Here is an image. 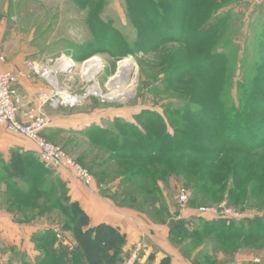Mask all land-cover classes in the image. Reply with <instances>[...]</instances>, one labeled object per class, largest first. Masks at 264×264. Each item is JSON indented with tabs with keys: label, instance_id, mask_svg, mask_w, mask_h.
Here are the masks:
<instances>
[{
	"label": "rangeland",
	"instance_id": "rangeland-1",
	"mask_svg": "<svg viewBox=\"0 0 264 264\" xmlns=\"http://www.w3.org/2000/svg\"><path fill=\"white\" fill-rule=\"evenodd\" d=\"M8 25L15 44L33 55L23 72L41 77L28 64L44 67L61 56L73 61L56 75V97L76 95L80 103L60 104L61 113L95 119L101 128L119 118L134 149L150 150L146 139L169 134V148L207 152L201 163L167 151L142 161L97 146L85 130L47 138L91 176L82 185L93 189L87 195L92 212L71 196L64 202H76L89 226L102 217L101 223L124 234L118 264H264V236L225 237L223 230L200 227L217 218L264 222V1L15 0ZM178 25L194 34L185 33L183 42L178 28H171L168 38L167 28ZM123 59L133 65L134 82L122 86L129 95L109 98V79ZM87 60L100 65L93 78L83 72ZM95 83L100 93H88ZM201 107L211 115L194 113ZM235 116L238 130L252 137L245 143L225 142L227 119ZM139 129L151 137L143 138ZM101 134L95 139L107 141ZM130 166L137 171L124 178ZM30 167L26 182L7 181L4 195L12 204L5 207L13 209L15 224L27 227L20 238L0 245V264H83L72 220L57 202L62 188L57 183L47 189L54 167L45 179L35 174L36 164ZM143 169L149 171L142 175ZM45 232L53 236L49 242L38 238ZM63 247L71 256H60Z\"/></svg>",
	"mask_w": 264,
	"mask_h": 264
},
{
	"label": "trees",
	"instance_id": "trees-1",
	"mask_svg": "<svg viewBox=\"0 0 264 264\" xmlns=\"http://www.w3.org/2000/svg\"><path fill=\"white\" fill-rule=\"evenodd\" d=\"M159 4V3H157ZM162 9V7H161ZM164 15V12H161ZM166 21V20H165ZM159 23V22H158ZM163 26V25H161ZM164 27V26H163ZM178 28V36H181V41H183L185 37V33L190 35L194 34L192 32L193 30H190L186 27V25L183 28H180V25L177 26H169L167 28V35L168 38H170V35L174 34L172 29ZM170 29L171 31H169ZM184 35V36H183ZM183 36V37H182ZM261 36H263L261 34ZM154 38V37H151ZM160 38L157 37V44H159ZM149 40V39H148ZM184 42V41H183ZM261 43H264V37L261 38ZM215 56H218L216 54ZM214 59V58H213ZM262 65H264V60ZM196 114L203 113L204 111L208 112V110H205V108L201 109H195ZM211 115V111L208 112V116ZM209 118V117H208ZM241 123L238 122L237 116H235L232 119H227V129H229V133L225 135L226 141L225 142H233V143H245V141L250 137V134L244 133V131H239L237 128V124ZM124 121H121L119 118H115L114 122L108 126L107 128H101L99 125L90 126L87 129H85V136L89 139L90 142L95 143L97 146H104L108 150L111 149L115 153L117 151L118 155H124L120 151H128L126 155L132 157L133 159H142L145 161H150L153 160L154 157L162 154H170L176 152L175 154L179 157L180 160L183 162H194L198 163L201 161H198V158H200L201 155L206 154L207 152H204V150H198L196 149L193 153H188L185 154L184 151L178 150L177 148H169V144L173 141L169 134H165L164 136L160 137L158 140H153V139H146L147 141V146H149V149L144 150L143 146L135 147L134 149V144L131 140L128 139V137L122 132L124 130ZM125 127H131L134 130L136 128L132 126H125ZM247 127V126H243ZM244 129V128H241ZM136 132H140V136L143 138L148 136L151 137L146 131L142 130L140 131L137 130ZM99 133L101 134V137L105 138V140H98L95 139V136L98 135ZM139 136V135H138ZM178 143H181L184 147L190 149V148H195L193 147L192 144L189 142L185 141H179ZM154 149V150H152ZM171 149V150H169ZM116 150V151H115ZM141 150V153L139 151ZM152 151H156L157 153H150ZM168 153H167V152ZM166 152V153H164ZM172 157V156H170ZM121 159H125V157H122ZM164 159V157L162 158ZM204 161V160H203ZM36 164L38 167V170L35 171V174H38L40 179H45L46 176H50L52 172V168L49 169L50 167L47 166L45 163H43L39 157L38 154L34 153H17V152H12V158L11 162L9 165L5 166L6 169L11 170V174L9 173V177H14L16 179H20L23 182L27 181V173L29 169H31L32 164ZM200 165V164H197ZM48 167V168H47ZM136 166H130L127 170L124 169V171H127L124 173V178H132L133 172L137 171L134 170ZM149 171L148 169H143L141 172L142 175L144 173H147ZM21 172L24 174V176L20 175ZM52 180H48L50 183L48 184L47 189H51L54 187L55 184L59 183L61 188H62V194L58 199V204L60 206V209L64 210L67 214L66 217L71 218L72 224L74 225L73 232H74V238L77 243V247L80 250L83 259V264H118L121 259L119 257L120 253L123 252V245L125 244V237L124 234H121L120 232L117 231V229L114 226H111L107 223H99L96 224L95 226L90 225L89 226V218L87 215L84 214V212L80 209L76 208V202H67L65 203L64 201L68 200L69 195H68V190L65 186V183L62 181V179L56 175L54 172H52ZM151 176L157 177L158 174L150 173ZM26 175V176H25ZM23 178V179H22ZM63 198V199H62ZM61 204V205H60ZM258 223L255 222H249L244 224L243 222H237L236 220H228V222L225 223V221L220 220L219 218L217 219H212L210 222H204V224H201V228H213L217 230H223V236L225 237H231L232 235H244L245 237H259V236H264V222L260 224L259 221ZM86 228V230H84ZM225 229V230H224ZM37 236V235H36ZM38 238L45 240L46 242H49L51 238L53 239V236L51 235L50 232H45L41 233ZM67 247H63L61 250L60 256L62 258H65L67 256H71L70 251H67ZM45 258V254H44ZM3 264V263H1ZM159 264H162L161 262ZM200 264V263H197Z\"/></svg>",
	"mask_w": 264,
	"mask_h": 264
},
{
	"label": "crops",
	"instance_id": "crops-1",
	"mask_svg": "<svg viewBox=\"0 0 264 264\" xmlns=\"http://www.w3.org/2000/svg\"><path fill=\"white\" fill-rule=\"evenodd\" d=\"M14 1L15 0H0V52L6 59L4 63L0 64V69L9 71H16L18 69L23 70L26 60L28 61V59L33 57L31 53L29 55V52L24 50L22 45L15 44L13 27H9L8 25ZM8 27L10 32H8ZM48 89L46 80L33 72H25V75L20 77L17 91L21 99L18 105V118L21 121H28L29 116L32 114L43 113L48 122L42 135L51 140H56L59 135L65 133L81 132L90 127L91 124L99 125L100 121L85 118L83 116L80 117L73 111L61 113L59 111V106L53 107L45 104L40 107V102L36 97L37 93L42 91L48 92ZM12 152L20 154H37V148L34 142L19 134L8 132L0 126V245H7L11 243L13 239L20 238L23 234L22 232L19 233V230H23L24 227H27L25 225H19L18 223L15 224L13 209L5 207L12 204L11 201H8L9 198L4 195L5 192L8 194L7 191L10 189L7 181H9L11 185L13 182L19 183V181H21L14 177H9L8 175L11 170L5 167L11 162ZM55 174L66 184L69 196L76 201H81V205L87 208L89 213L94 210L93 205L87 200V195H93V189H86V186H83L68 172L61 169H55ZM98 218L100 220H96L94 225L101 223V221H105L102 217ZM15 229L17 230L16 233Z\"/></svg>",
	"mask_w": 264,
	"mask_h": 264
},
{
	"label": "built area",
	"instance_id": "built-area-1",
	"mask_svg": "<svg viewBox=\"0 0 264 264\" xmlns=\"http://www.w3.org/2000/svg\"><path fill=\"white\" fill-rule=\"evenodd\" d=\"M255 3H261L264 0H253ZM6 61L5 56L0 52V64ZM73 61L70 58L61 56L53 61L48 66H38L28 64L29 68L43 77L46 82L56 91L54 93L42 91L37 93V100L40 102V107L48 104L57 107L60 104L74 106L80 103V98L76 95H67L63 99L62 95L59 99L56 97L57 78L59 72L66 71L72 68ZM25 72L18 69L16 71L0 69V126L6 131L19 134L26 139L35 143L39 159L48 166L54 169H61L68 172L76 181L83 185H89L91 176L87 170L78 165L59 145H54L42 135L44 128L47 125V118L43 113L32 114L28 121H21L18 118V105L21 102L18 95L17 85L20 77L24 76Z\"/></svg>",
	"mask_w": 264,
	"mask_h": 264
},
{
	"label": "bare ground",
	"instance_id": "bare-ground-1",
	"mask_svg": "<svg viewBox=\"0 0 264 264\" xmlns=\"http://www.w3.org/2000/svg\"><path fill=\"white\" fill-rule=\"evenodd\" d=\"M132 66L133 65L131 61L128 59H123L119 62V65L117 68L118 70L116 74L110 77L109 82H108V86L113 89L112 93L109 95L110 96L109 98H114V99L119 98L120 99L122 97L129 95L130 91L127 89H123L122 86L127 85L129 82H130V85H132V83L134 82V80H131L129 77ZM96 68H100L98 60L97 61L87 60V62H85V65L83 66V72L84 73L87 72L88 74H90V78H93L94 71ZM94 92L100 93V88L98 87L96 83L93 84L88 90V93H94ZM67 97H68L67 94L62 95L63 99Z\"/></svg>",
	"mask_w": 264,
	"mask_h": 264
}]
</instances>
